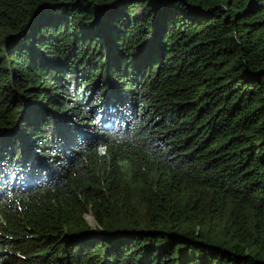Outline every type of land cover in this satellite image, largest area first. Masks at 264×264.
Instances as JSON below:
<instances>
[{
	"label": "trees",
	"instance_id": "16d2710c",
	"mask_svg": "<svg viewBox=\"0 0 264 264\" xmlns=\"http://www.w3.org/2000/svg\"><path fill=\"white\" fill-rule=\"evenodd\" d=\"M0 264H264V0H0Z\"/></svg>",
	"mask_w": 264,
	"mask_h": 264
},
{
	"label": "rangeland",
	"instance_id": "374dc122",
	"mask_svg": "<svg viewBox=\"0 0 264 264\" xmlns=\"http://www.w3.org/2000/svg\"><path fill=\"white\" fill-rule=\"evenodd\" d=\"M88 220L90 221V223L93 225L94 224V219L91 215L87 216Z\"/></svg>",
	"mask_w": 264,
	"mask_h": 264
}]
</instances>
